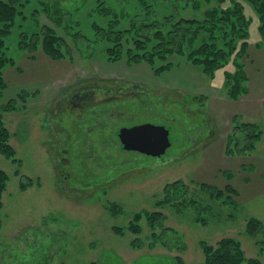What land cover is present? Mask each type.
Returning <instances> with one entry per match:
<instances>
[{
	"label": "rangeland",
	"instance_id": "1",
	"mask_svg": "<svg viewBox=\"0 0 264 264\" xmlns=\"http://www.w3.org/2000/svg\"><path fill=\"white\" fill-rule=\"evenodd\" d=\"M245 8L251 19L242 58L247 91L239 100L227 97L223 74L209 79L178 55L158 74L146 62L106 60L101 45L79 52L71 43L70 57L52 59L41 49L22 51L11 40L8 52L17 62L4 69L0 104L21 89L28 96L17 110L0 112L15 151L13 160L0 153L8 175L0 264H171L175 255L183 264H198L201 240L214 244L223 236L238 238L246 257L262 258L264 134L249 154L224 153L234 114L264 131V47L256 45L257 16ZM40 20L48 22L43 15ZM124 87L128 92L121 94ZM202 120L210 129L204 138L195 124ZM144 122L169 131L160 157L120 146L116 132ZM176 182L180 186H172ZM200 183L231 184L236 204L214 199ZM144 209L159 210L164 220L150 228L142 217L136 225L144 243L135 247L137 235L117 228ZM252 217L262 225L255 234L247 231ZM161 231L163 241L151 246L147 235Z\"/></svg>",
	"mask_w": 264,
	"mask_h": 264
},
{
	"label": "trees",
	"instance_id": "2",
	"mask_svg": "<svg viewBox=\"0 0 264 264\" xmlns=\"http://www.w3.org/2000/svg\"><path fill=\"white\" fill-rule=\"evenodd\" d=\"M31 1L32 4L30 0H0V97L7 86L4 69L17 62L8 52L12 39L18 49L30 54L41 49L52 59L70 57L71 43L79 52L101 45L106 60L124 59L129 64L146 62L158 74L171 69L169 57L178 55L209 79H214L219 72L223 74L222 86L232 100L247 91L242 58L248 46L251 19L246 13V4L252 7L258 20L260 40L256 45L264 47V0ZM41 15L48 22H42ZM229 65L232 69L227 68ZM15 96L0 104V112L17 110L18 102L25 103L28 92L21 89ZM262 109L264 112V100ZM195 124L199 125L200 138L208 136L209 127L203 120ZM263 134L259 123L243 121L234 114L225 137L224 153L228 156L249 154L256 149ZM9 138L0 114V153L13 160L15 151ZM233 176L232 172H225L227 180ZM7 181L8 175L0 167V205ZM199 185L214 194V199L223 198V203L236 204L232 196L237 192L231 184L223 188L208 183ZM172 186H180V182ZM163 215L159 210H139L124 229H117L137 235L131 242L137 247L144 243L139 236L142 229L136 225L138 221L144 217L149 227L154 228L162 226ZM261 226V221L252 217L247 222V231L255 234ZM164 234V231L149 233L150 245L162 242ZM201 250L203 260L198 264H264V248L260 249L261 259L248 258L240 240L234 236H223L214 244L201 240ZM171 264H183L180 255L171 257Z\"/></svg>",
	"mask_w": 264,
	"mask_h": 264
},
{
	"label": "water",
	"instance_id": "3",
	"mask_svg": "<svg viewBox=\"0 0 264 264\" xmlns=\"http://www.w3.org/2000/svg\"><path fill=\"white\" fill-rule=\"evenodd\" d=\"M116 134L122 149L153 157L163 155L170 144L168 129L150 122L121 127Z\"/></svg>",
	"mask_w": 264,
	"mask_h": 264
},
{
	"label": "flooded vegetation",
	"instance_id": "4",
	"mask_svg": "<svg viewBox=\"0 0 264 264\" xmlns=\"http://www.w3.org/2000/svg\"><path fill=\"white\" fill-rule=\"evenodd\" d=\"M97 79H98L99 82H101V80H100L99 78H97ZM102 81H104V80H102ZM126 88H127V87H124V88L122 89L123 91L121 90L123 93H121V92H120V93H121V94H125L126 92H128ZM131 89H132V88H131ZM132 90H134V89H132ZM132 90H130L129 92H132V93H133ZM136 92H137V91H134V93H136ZM72 94L74 95V97H77V98L83 97V95H84V94H82V96H80V91H74ZM68 97H69V96H68ZM83 98H84V97H83ZM87 98H88V97H87ZM87 98H86V99H87ZM81 100H82V98H81ZM67 105H68V104H67ZM72 107H74V106H72ZM209 130H210V129H208L207 132H210Z\"/></svg>",
	"mask_w": 264,
	"mask_h": 264
},
{
	"label": "crops",
	"instance_id": "5",
	"mask_svg": "<svg viewBox=\"0 0 264 264\" xmlns=\"http://www.w3.org/2000/svg\"><path fill=\"white\" fill-rule=\"evenodd\" d=\"M238 100H239V98H238Z\"/></svg>",
	"mask_w": 264,
	"mask_h": 264
}]
</instances>
